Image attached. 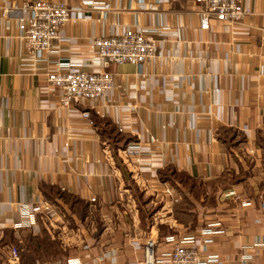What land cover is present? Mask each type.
<instances>
[{
  "label": "crops",
  "instance_id": "crops-1",
  "mask_svg": "<svg viewBox=\"0 0 264 264\" xmlns=\"http://www.w3.org/2000/svg\"><path fill=\"white\" fill-rule=\"evenodd\" d=\"M24 1L0 0V264L12 246L17 264H132L151 234L157 254L164 236L212 224L202 257L264 264V0L206 30L194 0H47L84 16L33 63L16 31ZM127 27L156 40L154 59L108 64L101 98L58 106L46 70L87 65L93 37ZM20 202L49 210L20 227Z\"/></svg>",
  "mask_w": 264,
  "mask_h": 264
},
{
  "label": "built area",
  "instance_id": "built-area-1",
  "mask_svg": "<svg viewBox=\"0 0 264 264\" xmlns=\"http://www.w3.org/2000/svg\"><path fill=\"white\" fill-rule=\"evenodd\" d=\"M82 6H88L98 11L108 8V0H79ZM198 4V24L200 30L209 27V21L217 23L236 24L249 12L241 0H194ZM154 6V3L152 4ZM16 11L17 37L27 52L29 61H44L48 57L52 42L63 39L61 26L66 21H74L83 17L82 7H68L64 2L47 0L24 1L14 6ZM94 54L87 65L68 64L55 66L46 70L45 81L49 90L56 91V104L69 107L76 103L93 101L101 98L113 86V76L104 70L108 64L128 63L138 66L146 60L154 59L157 51L155 39L146 36L141 29L127 27L120 30L106 31L91 39ZM88 117L87 112L80 113ZM242 204H247L243 202ZM49 206L42 202L38 204H18L20 220L17 226L34 227V216L48 212ZM216 225H210L199 231L200 238L194 236L166 235L163 237V247L155 254L158 237L150 235L142 244L143 257L132 264H209L219 261L214 255L200 253L205 250L210 241L209 236L218 232ZM135 248L140 245L131 240ZM264 243V242H263ZM10 264H17L18 250L12 246L9 249ZM72 264H80L72 261Z\"/></svg>",
  "mask_w": 264,
  "mask_h": 264
}]
</instances>
